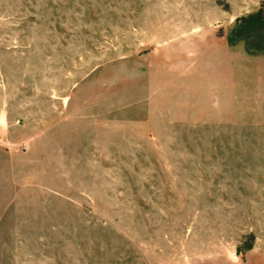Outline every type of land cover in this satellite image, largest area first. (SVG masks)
Listing matches in <instances>:
<instances>
[{
  "label": "rangeland",
  "instance_id": "obj_1",
  "mask_svg": "<svg viewBox=\"0 0 264 264\" xmlns=\"http://www.w3.org/2000/svg\"><path fill=\"white\" fill-rule=\"evenodd\" d=\"M0 126V264L264 258V0H0Z\"/></svg>",
  "mask_w": 264,
  "mask_h": 264
},
{
  "label": "crops",
  "instance_id": "obj_2",
  "mask_svg": "<svg viewBox=\"0 0 264 264\" xmlns=\"http://www.w3.org/2000/svg\"><path fill=\"white\" fill-rule=\"evenodd\" d=\"M4 123L7 125L8 119L4 120ZM3 131L4 129L0 126V133ZM22 152H24V150H22ZM23 158L24 156L18 154L17 150L13 147H0V206L3 210L12 209V205L16 201L14 196L8 195L5 192L6 190L4 187L8 190L9 186H13L12 182L8 179L7 170L10 166L14 167L16 162H22ZM234 264H264V258L260 259L247 257L244 260L237 259Z\"/></svg>",
  "mask_w": 264,
  "mask_h": 264
}]
</instances>
